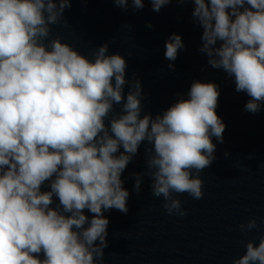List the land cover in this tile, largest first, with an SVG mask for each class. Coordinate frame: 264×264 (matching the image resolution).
I'll return each mask as SVG.
<instances>
[{"label": "clouds", "instance_id": "1", "mask_svg": "<svg viewBox=\"0 0 264 264\" xmlns=\"http://www.w3.org/2000/svg\"><path fill=\"white\" fill-rule=\"evenodd\" d=\"M150 2L158 12L171 0ZM177 2L194 4L192 16L203 29L200 52L250 97L245 110L259 112L264 0ZM114 3L127 10L129 0ZM131 3L134 9L144 6V0ZM70 6L71 0H0V264H97L108 246L103 213H127L129 192L121 174L142 142L152 145L146 160L152 195L163 198L169 215L179 216L186 213L174 194L203 197L200 173L215 159L212 137L223 142L215 83L196 81L188 99L155 118L141 116V83L132 82L125 100L126 61L107 55V44L94 60L59 38L45 44L50 25L61 22ZM183 46L173 34L165 58L174 61ZM119 104L122 114L106 125ZM143 175L136 176L137 192ZM46 181L50 191L42 192ZM53 196L57 208L50 207ZM239 227L246 233L258 225L250 219ZM232 264H264V236L258 243L249 240Z\"/></svg>", "mask_w": 264, "mask_h": 264}]
</instances>
